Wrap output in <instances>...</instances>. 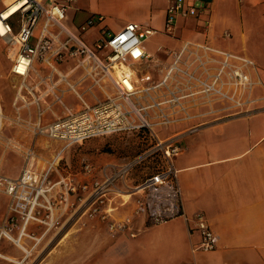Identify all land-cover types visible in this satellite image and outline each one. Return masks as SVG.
Returning <instances> with one entry per match:
<instances>
[{
	"label": "built area",
	"instance_id": "built-area-1",
	"mask_svg": "<svg viewBox=\"0 0 264 264\" xmlns=\"http://www.w3.org/2000/svg\"><path fill=\"white\" fill-rule=\"evenodd\" d=\"M8 2L19 6L4 18ZM72 2L0 0V39L11 61L10 73L19 79L12 105L32 117L25 122L35 136L61 144L42 166L30 149L23 150L20 175L4 180L2 192L9 202L0 224V247L10 243L21 251L22 261L36 253L56 227L59 209L69 211L67 221L76 217L99 222L112 237H135L139 218L153 224L183 216L174 165L182 147L175 132L160 131L189 118L188 109L200 98L210 102L220 97L240 107L241 96L252 85L248 69L253 63L248 58L199 42L168 50L170 62L155 79L139 69L152 58L143 44L155 29L132 21L119 31L102 32L88 45L82 34L94 26L95 19L69 26L67 12ZM198 10L194 2L171 0L162 32L171 36L177 16L195 17ZM12 19L18 23L17 30L12 28ZM2 117L0 107V138ZM111 134H134L146 149L117 165L96 168L83 161L79 174L68 171L51 179L59 172L67 147ZM145 163L143 179L127 184L131 172ZM190 220L198 235L193 250H215L218 238L204 214L198 212ZM1 261L21 262L0 249Z\"/></svg>",
	"mask_w": 264,
	"mask_h": 264
},
{
	"label": "crops",
	"instance_id": "crops-1",
	"mask_svg": "<svg viewBox=\"0 0 264 264\" xmlns=\"http://www.w3.org/2000/svg\"><path fill=\"white\" fill-rule=\"evenodd\" d=\"M186 1L197 4L198 14L177 16L171 36L162 32L171 0H88L87 6L82 5V0H73L74 6L72 2L68 9L69 26L95 19L94 26L82 34L88 45L102 32L119 31L132 21L155 29L153 36L160 34L165 41L153 47L149 37L143 47L152 58L139 67L155 79L161 77L170 62L168 50L179 49L185 42L206 43L253 63L248 69L252 85L241 96L240 107L220 97H212L210 102L200 98L188 109L190 117L167 132H175L182 147L174 165L183 216L153 224L144 218L136 219L133 238L81 236L82 251L85 247L86 255L92 254L85 257L83 264H264V0ZM99 15L101 21L96 20ZM118 16L123 22L117 21ZM93 28L97 36L89 40L86 35ZM5 59L2 65L11 74L6 54ZM12 76L14 84L0 82V224L9 202L2 192L4 180L20 175L25 164L23 150L30 149L35 154L38 142V135L25 122L29 117L26 110L17 111L12 105L19 85V79ZM67 101L72 103V97L67 96ZM192 127L197 129L188 132ZM198 212L204 214L218 238L213 251L193 250L198 235L190 219ZM86 242L101 245L90 251L88 245L83 246ZM0 249L10 259L23 263L21 251L10 243L3 242Z\"/></svg>",
	"mask_w": 264,
	"mask_h": 264
},
{
	"label": "rangeland",
	"instance_id": "rangeland-1",
	"mask_svg": "<svg viewBox=\"0 0 264 264\" xmlns=\"http://www.w3.org/2000/svg\"><path fill=\"white\" fill-rule=\"evenodd\" d=\"M88 0H82V5L87 6ZM91 1V0H89ZM74 6V2H73ZM15 19V18H13ZM12 19V28L17 30L18 23H14ZM122 17H117L118 22H123ZM96 29H90L86 37L92 40L96 37ZM153 40V47H156L157 42L165 41V39L156 34L151 37ZM4 52V44L0 39V52ZM5 54L0 53V82L1 84H14L15 78L6 72ZM13 88V87H12ZM13 92V89L11 90ZM9 92L11 96L12 92ZM171 128V127H170ZM168 130L160 131V134H166ZM37 144L34 149L38 157L39 165L42 166L47 162L50 156L59 150L61 144L48 140L45 136H37ZM146 149L145 143L134 134H111L103 137H95L82 141L79 144L67 147L62 153L63 160L59 166V172L53 173L51 179H57L60 176L66 175L68 171L79 174L81 164L83 161L92 164L94 167H102L109 165H117L125 160L131 159L140 154ZM148 164L145 163L135 168L126 180L127 184H138L147 171ZM80 177V176H79ZM82 178V176H81ZM66 212V211H65ZM58 210V222L46 237L40 242L37 247V252L25 258L22 264H83L85 257H91L89 252L85 253V247L82 251V243L80 237H95L102 239L108 236V233L97 221H78L76 217L67 221L69 211L67 213ZM112 238V236H111ZM88 245L90 251H96V247L101 245L98 243H84L83 246ZM94 257V256H93ZM4 264H14L12 262L4 261Z\"/></svg>",
	"mask_w": 264,
	"mask_h": 264
},
{
	"label": "bare ground",
	"instance_id": "bare-ground-1",
	"mask_svg": "<svg viewBox=\"0 0 264 264\" xmlns=\"http://www.w3.org/2000/svg\"><path fill=\"white\" fill-rule=\"evenodd\" d=\"M9 2H8V7L2 12L4 18L10 17L18 9L19 6L17 3H13V2L9 3Z\"/></svg>",
	"mask_w": 264,
	"mask_h": 264
}]
</instances>
